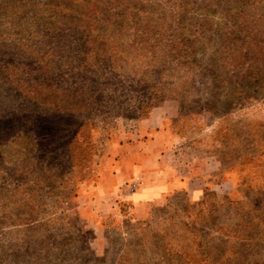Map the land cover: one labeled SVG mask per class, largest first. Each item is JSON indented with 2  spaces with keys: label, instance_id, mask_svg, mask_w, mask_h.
I'll return each instance as SVG.
<instances>
[{
  "label": "rangeland",
  "instance_id": "rangeland-1",
  "mask_svg": "<svg viewBox=\"0 0 264 264\" xmlns=\"http://www.w3.org/2000/svg\"><path fill=\"white\" fill-rule=\"evenodd\" d=\"M153 105L198 198L116 188ZM0 264H264V0H0Z\"/></svg>",
  "mask_w": 264,
  "mask_h": 264
},
{
  "label": "crops",
  "instance_id": "crops-1",
  "mask_svg": "<svg viewBox=\"0 0 264 264\" xmlns=\"http://www.w3.org/2000/svg\"><path fill=\"white\" fill-rule=\"evenodd\" d=\"M174 116H160L151 111L140 123V140L119 141L115 146L118 158L116 188L129 179L135 188L132 199L143 203L162 197L169 192H183L200 197L210 180L214 179L219 166L210 169L197 160L180 158L181 148L171 150L176 138ZM225 185L228 181L223 182Z\"/></svg>",
  "mask_w": 264,
  "mask_h": 264
},
{
  "label": "trees",
  "instance_id": "trees-1",
  "mask_svg": "<svg viewBox=\"0 0 264 264\" xmlns=\"http://www.w3.org/2000/svg\"><path fill=\"white\" fill-rule=\"evenodd\" d=\"M154 107H156V105H153L152 107L147 108V111L143 114V115H145L143 117V119L153 110L152 108H154ZM212 182H213V180H210L208 183H212Z\"/></svg>",
  "mask_w": 264,
  "mask_h": 264
},
{
  "label": "built area",
  "instance_id": "built-area-1",
  "mask_svg": "<svg viewBox=\"0 0 264 264\" xmlns=\"http://www.w3.org/2000/svg\"><path fill=\"white\" fill-rule=\"evenodd\" d=\"M135 185H136V184H135L134 182H132V183H131V186H130V190H131V191H133V190H134V188H135Z\"/></svg>",
  "mask_w": 264,
  "mask_h": 264
}]
</instances>
